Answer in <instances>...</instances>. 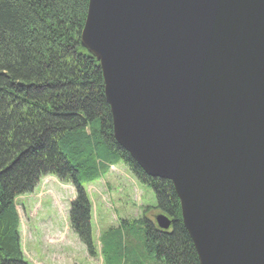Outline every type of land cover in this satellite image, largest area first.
Returning <instances> with one entry per match:
<instances>
[{
    "label": "water",
    "instance_id": "1",
    "mask_svg": "<svg viewBox=\"0 0 264 264\" xmlns=\"http://www.w3.org/2000/svg\"><path fill=\"white\" fill-rule=\"evenodd\" d=\"M88 7L118 145L173 183L200 264H264V0Z\"/></svg>",
    "mask_w": 264,
    "mask_h": 264
},
{
    "label": "trees",
    "instance_id": "2",
    "mask_svg": "<svg viewBox=\"0 0 264 264\" xmlns=\"http://www.w3.org/2000/svg\"><path fill=\"white\" fill-rule=\"evenodd\" d=\"M88 5L0 0V264H28L15 200L32 194L47 175L76 188L72 229L95 253L84 184L120 163L154 191L158 209L173 222L170 233L141 221L147 256L155 264H200L173 185L147 176L116 142L101 66L80 43ZM130 231H112L118 264L140 263Z\"/></svg>",
    "mask_w": 264,
    "mask_h": 264
},
{
    "label": "rangeland",
    "instance_id": "3",
    "mask_svg": "<svg viewBox=\"0 0 264 264\" xmlns=\"http://www.w3.org/2000/svg\"><path fill=\"white\" fill-rule=\"evenodd\" d=\"M104 176L84 185L91 205L93 254L72 229L70 204L77 195L73 184L45 178L32 194L15 201L28 264H118L112 231L122 227L131 230L128 238L136 248L138 264H155L153 256H147L146 226L141 222L155 223V216L162 215L154 191L121 163Z\"/></svg>",
    "mask_w": 264,
    "mask_h": 264
}]
</instances>
